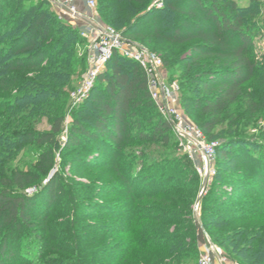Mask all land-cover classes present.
I'll use <instances>...</instances> for the list:
<instances>
[{"label":"trees","instance_id":"obj_1","mask_svg":"<svg viewBox=\"0 0 264 264\" xmlns=\"http://www.w3.org/2000/svg\"><path fill=\"white\" fill-rule=\"evenodd\" d=\"M10 1L14 5L7 10L8 15L14 14L17 22L10 24L8 29L19 30L20 33L7 43L13 55H7L8 49H0L2 93L9 96L13 89L16 92L0 109V164L25 145L34 147L37 157L26 170L0 167V264H87L85 254H88L89 247L102 243L98 238L87 243L77 232L81 226L90 228L92 225L79 223L85 216L80 209L82 203L78 201L71 208L77 227L71 236L58 237L50 227L53 221L50 204L60 196L57 173L51 177L50 174L63 131L66 90L72 87V78H80L86 70V51L80 54L77 46L83 44L84 39L76 27L57 20L48 8L26 11L19 9L17 4L20 0ZM152 1L98 0L97 8L103 22L141 44H144L146 34L173 44L194 41L189 55L184 58L187 61L183 63L182 78L184 83L193 84L194 87L190 88H198L202 96H184L183 107L190 113L196 111L203 116L198 120V127L208 141L212 140L213 130L225 121L231 124L232 132L236 127L232 107L247 97L248 109L257 112L255 102L260 93L254 92L257 97L254 100V93H246L247 86L254 79L264 85V73L249 53L252 36L242 14L250 5L258 6L261 0H247L245 4L236 0H163V6L158 9L149 7ZM6 2L0 0V13L6 8ZM43 2L48 6L46 0ZM162 13L163 16L160 15ZM165 15L172 16V21L169 22ZM5 29L3 27L2 32ZM163 63L165 66L169 62L164 60ZM41 116L51 121L48 131L41 132L35 128L36 118ZM135 136L140 140H156L168 145L170 138L176 137L171 123L151 98L143 68L137 61L115 51L90 95L74 111L66 148L97 141L103 147V160L113 167L121 187L125 189V197L130 200V204L114 205L116 215L131 221L126 230L130 234L129 244L118 253L117 264H126L138 233L144 246L151 251V256L143 257L145 259L139 264H179L195 258L200 245L205 242L204 229L231 260L264 264V224L257 221L258 216L252 218L229 209L231 217H219L223 204L215 206L208 203V200H216L210 195L201 201L200 222L191 216V200L183 201L177 196L182 187L158 193L166 198L163 201L165 206L157 208L156 213L150 211L143 215L149 208L138 202L142 198L154 197L156 189L167 181L151 178L144 185L143 191L148 189V185L153 186L152 193L147 196L134 189L136 176L128 172L133 167L129 162L124 161L119 166L117 162L118 157L124 155V144ZM231 138L219 144L216 153L225 160L231 154L234 161L241 160L255 175L259 186L248 184L243 187L240 183L229 196L238 200L244 195L264 193V162L248 160L240 145L232 149L230 145L236 141ZM194 178L195 185L190 192H195L199 184ZM29 188H35L39 193L29 194ZM96 205V202L88 201L85 207L89 209ZM179 205L187 213L177 210ZM241 207L248 208L246 204ZM243 221L247 222L245 227L228 230L231 222ZM92 228L100 227L95 224ZM119 230L124 232L122 227ZM187 237L188 241H184ZM48 249L59 252L58 258H49L45 253Z\"/></svg>","mask_w":264,"mask_h":264},{"label":"rangeland","instance_id":"obj_2","mask_svg":"<svg viewBox=\"0 0 264 264\" xmlns=\"http://www.w3.org/2000/svg\"><path fill=\"white\" fill-rule=\"evenodd\" d=\"M46 1L48 2V6L43 0H20L17 5L19 6V9L24 8L26 11H29L32 8L40 10L48 8L53 17H56L57 20L63 23L76 27L80 34L79 27L85 26L83 22L72 19L64 12V10L60 9L53 0ZM55 1L59 2L64 0ZM236 1L240 4H245L247 0ZM96 2H98V0H96ZM163 3V0H153L149 7L158 9L163 6ZM13 5L14 4L10 0H7L5 4L6 8L2 9L0 13V49L10 48L7 43L20 33L19 30L9 31L8 29L10 28V24L17 22L15 18L16 16L14 14L9 16L7 11ZM254 8H257V10ZM96 10V18L100 22L106 24L102 21L98 13V8ZM253 10L255 12H253ZM242 14L249 26V33L252 36L249 47L251 59L260 66L261 72L264 73V0L259 1L258 6L255 4L250 5ZM160 15L163 16L164 13ZM165 18H167L169 22L173 19L172 16L169 18L168 15L167 17L165 15ZM3 27L7 28V30L5 29V32H2ZM80 36L84 39L83 44L79 43V45H77L79 53L81 54L87 50V39L81 34ZM149 37L150 36L146 34L144 41V44L146 45L135 41L158 55L163 61L167 60L169 62L168 65L164 66L166 80L168 83L174 82L181 85V90L178 92L179 107L187 119L198 127V120L203 116L199 115L196 111L190 113L189 110L183 107L184 96H202V93L198 91V88H190L194 87L193 84L184 83V79L182 78L184 73L183 63L187 61L184 58L189 55L190 47L194 41L184 44H173L160 37ZM81 47L83 49H81ZM11 51L12 49H8L7 55H13L10 53ZM0 61H2L1 57ZM85 73L86 70L82 73L80 78H72V87L66 90L67 104L65 105L63 112V131L59 136V148L55 151L53 173L51 171L52 174H50L51 177L57 173L60 182L57 189L60 191V196L50 204V210L53 212V221H51L50 227L53 230V234L58 237L71 236L72 232L77 229L74 222V216L71 214V208L80 201V203H82L80 209L85 213V216L81 217L79 223L96 224L100 228L93 229L92 225L90 228L81 226L80 230L77 232L81 235L83 241L87 243L97 238L100 239L102 243L99 245H89L88 254H85V261H87V264H117L118 253L127 248L126 246L129 244L130 234L126 233V230L131 221L128 219L126 220L120 215H116L117 210L114 205L120 203L126 204L129 203L130 200L125 197V189L121 187V182L116 176L113 167L103 160V155L101 156L103 147L100 146L97 141L82 142L77 146L70 145L69 148H66L68 141V128L73 120V113L76 109L82 106L84 100L91 93L90 91L85 98L80 100H75L72 96L73 91L80 86ZM3 89L4 88L0 86V109L2 106H6L4 104L9 101L7 100L9 99V96L11 97L13 93L14 95L16 93L15 89H13L11 93L8 92L11 94L8 96L2 93ZM191 89L193 90L191 91ZM254 92H259V96L264 97V85H262L261 81L258 79H254L247 86L246 93L253 94ZM259 96L257 98L255 93L254 96H252L254 100L257 98L255 102L257 112H253V109L251 108L248 109L247 97L242 98L238 104L232 107V115L235 117L234 119H236L234 121L236 127L234 126L231 132V124L225 121L213 130L212 140L209 141H216L221 144L227 139H233L231 137H234L236 142H233V144H231L232 146L230 145L232 149H237L236 147H239L240 145L245 152L243 154L248 160L264 162V98L261 99ZM87 109H90L89 106H87ZM36 119L35 128L37 131L44 132L50 129L51 121L49 118L41 116ZM2 120L3 118L1 121ZM144 127V129H146L145 124ZM131 139L132 140L124 144L125 148H122L124 155L118 157L117 165L119 166L123 164L124 161L131 164L133 168L128 172L130 175L133 174V177L136 176L135 180L137 182L134 188L136 191L144 192L145 196L150 195L153 191V186L148 185V189L143 191L145 187L144 185H146L151 178H160L161 181L167 182L156 189L157 194L163 190H172L174 188L182 187L183 189L179 191L177 196L183 201L187 198L191 200V216L195 221L200 222L201 201L206 196L210 195L216 200H208V203L212 202L215 206L219 203L223 204L222 213L219 214V217L227 219V217H231V215H229L230 210H236L235 213L239 211V213L242 212L246 216L252 218L258 216L256 217L257 221L264 224V193L244 195L238 200H234L232 196H229L234 192L236 186L240 185V183H242L243 187L248 186V184H252L253 187L259 186V183L255 181V175L247 170V167L244 166L241 160L238 162L234 161V156L232 154L229 156L228 160H225L219 156L215 150L214 156L205 161L200 154H195L193 157H190L184 151L182 146H180L177 137L170 138L169 145L156 140H140L136 136ZM230 147L226 149H229ZM112 151H109L110 154L113 153ZM36 153L37 150L34 147L25 145L22 149L14 152V154H10L8 159L3 160L0 167L7 168L13 166L26 170L29 168L30 164L35 163L37 157ZM194 177L197 178L199 184L195 192H190V189L195 185ZM27 192L35 195L39 193L35 188H29L27 189ZM192 193L194 194L193 198H191ZM157 194L152 198H142L138 202L149 208L148 211L143 212V215H147L150 211L155 212L157 208L165 206L163 201H166V198ZM85 198H87V200ZM88 201L96 202L97 205L87 209L85 204L88 203ZM244 204L247 205V209L241 207ZM110 209H114V211L112 212ZM122 209L123 208H120L121 211ZM176 209L181 211L182 214L187 213V210L181 205L176 207ZM250 221L253 224L255 223L253 222L254 220ZM36 222L39 223L38 220H36ZM246 225V221L235 224L231 222L230 226H228V230H238ZM102 226H106L105 228L108 229L105 230ZM120 227H122L124 232L119 230ZM203 231L205 234V242L200 245L198 256L185 262L181 261L179 264H198L202 248L209 240L214 246L218 247L213 242L210 234L206 232L205 229ZM139 234L140 233H138L135 240L136 242L132 244L131 252L127 257L126 264H139L140 261L145 259L143 257L151 256L149 253L151 252L149 250L150 248L144 246V243H142V237H140ZM188 238L189 237L185 238L184 241H188ZM218 248L228 261L235 264H247L239 260H231V258L225 255L220 247ZM45 253L49 258L54 259H57L60 255L59 252L53 249H48ZM56 263L57 262H53L50 264Z\"/></svg>","mask_w":264,"mask_h":264},{"label":"built area","instance_id":"obj_3","mask_svg":"<svg viewBox=\"0 0 264 264\" xmlns=\"http://www.w3.org/2000/svg\"><path fill=\"white\" fill-rule=\"evenodd\" d=\"M53 2L72 19L85 24L80 34L87 39L86 73L80 86L73 91L75 100L85 98L116 51L137 61L147 76L148 90L160 113L171 123L175 136L184 151L193 157L200 154L206 161L214 156L219 142L207 141L200 128L181 111L178 102L179 84L168 83L163 60L136 41L124 37L113 27L100 22L96 0H64ZM205 243L198 264H235L228 261L218 247L209 240Z\"/></svg>","mask_w":264,"mask_h":264},{"label":"water","instance_id":"obj_4","mask_svg":"<svg viewBox=\"0 0 264 264\" xmlns=\"http://www.w3.org/2000/svg\"><path fill=\"white\" fill-rule=\"evenodd\" d=\"M219 144H220V143H219ZM52 173H53V171H52ZM52 173H51V174H52Z\"/></svg>","mask_w":264,"mask_h":264}]
</instances>
